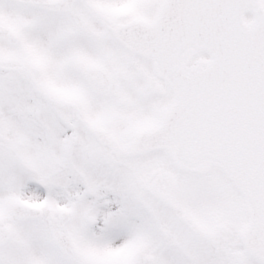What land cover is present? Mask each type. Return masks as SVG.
Masks as SVG:
<instances>
[{
  "label": "snow or ice",
  "instance_id": "snow-or-ice-1",
  "mask_svg": "<svg viewBox=\"0 0 264 264\" xmlns=\"http://www.w3.org/2000/svg\"><path fill=\"white\" fill-rule=\"evenodd\" d=\"M0 264H264V0H0Z\"/></svg>",
  "mask_w": 264,
  "mask_h": 264
}]
</instances>
